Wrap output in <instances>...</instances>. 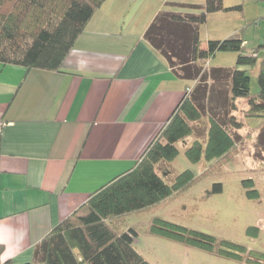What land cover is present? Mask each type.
<instances>
[{
	"label": "crops",
	"instance_id": "0c3cea01",
	"mask_svg": "<svg viewBox=\"0 0 264 264\" xmlns=\"http://www.w3.org/2000/svg\"><path fill=\"white\" fill-rule=\"evenodd\" d=\"M201 4L108 0L61 72L0 64V261L41 264L37 245L142 160L193 85L144 36L161 12ZM216 27L215 41L231 36Z\"/></svg>",
	"mask_w": 264,
	"mask_h": 264
},
{
	"label": "trees",
	"instance_id": "16d2710c",
	"mask_svg": "<svg viewBox=\"0 0 264 264\" xmlns=\"http://www.w3.org/2000/svg\"><path fill=\"white\" fill-rule=\"evenodd\" d=\"M106 1L0 0V64L21 66L29 71L61 72L79 37ZM200 1L203 4L180 6L197 10L198 14L161 12L144 36L177 76L194 83L193 95L184 96L168 125L135 168L93 194L85 205L37 245L34 262L150 264L135 247L137 232L129 229L119 233L111 220L156 207L185 192L199 180L188 170L179 175L173 185H168L159 173L162 164L170 163L179 156L177 143L194 134L191 123L200 121L206 115L210 118L211 127L206 148L197 140L186 152L188 159L196 164L205 157L215 167L239 154L237 146L242 137L237 132L246 123L239 121L234 114L238 110L237 101L247 107L244 109L245 120L261 119L260 128H264V45L252 50L251 55H248L241 38L212 40L206 50L201 48L200 29L206 25L208 17L233 11L242 13L244 4L227 8L224 0ZM218 53L237 54L236 67L207 69L209 61ZM255 68H258L259 91L252 93L249 73ZM210 81L219 88L210 86ZM210 102L228 106L227 114L222 118L207 112ZM163 173L167 176L169 171ZM246 188L253 189L254 182L248 180ZM222 190V185L218 184L213 192L221 193ZM248 194L252 199L260 197L256 190ZM151 233L208 252H213L218 244V240L210 235L158 218L151 226ZM220 247L221 255L228 258L242 261L248 254L245 247L228 241L220 242ZM248 256V262L263 264L260 258L264 255L250 252Z\"/></svg>",
	"mask_w": 264,
	"mask_h": 264
},
{
	"label": "rangeland",
	"instance_id": "374dc122",
	"mask_svg": "<svg viewBox=\"0 0 264 264\" xmlns=\"http://www.w3.org/2000/svg\"><path fill=\"white\" fill-rule=\"evenodd\" d=\"M165 1L201 3L200 0H163ZM248 1L239 2L238 5L244 4L242 13L233 11L210 15L209 22L200 29L201 48H206L209 40H215L212 37L217 35L216 25L221 23L229 25L232 33L223 40L236 35L248 41L249 51L263 46L264 2L248 4ZM225 3L231 7L237 5L238 0H226ZM236 62L234 53H218L212 58L211 67L235 68ZM257 73L258 68L250 70L249 73L252 93L259 91ZM192 84L194 87V83ZM210 86L217 85L210 81ZM237 102L238 110L234 114L239 121L246 123L245 127L237 132L242 137L237 146L238 155L219 167H215L213 162L209 163L205 157L196 164L188 159L186 152L197 140L206 148L211 123L209 116H203L200 121L191 123L194 134L177 143L179 156L170 163L162 164L159 169L168 185H173L177 177L188 170L199 180L188 190L169 198L160 206L111 220V224L119 233L129 229L137 232L135 247L150 264H252L247 261L250 252L264 255V129L260 128L261 119L245 120L244 109L247 107L245 103ZM228 108L210 102L207 112L223 118ZM248 134L251 136L248 137ZM165 171H169L167 176L163 173ZM206 172L208 174L202 177ZM248 180L254 182L253 189L246 188ZM218 184L222 185L223 190L221 193H214L215 185ZM251 190L258 191L260 197L250 198L248 193ZM157 218L210 235L218 240V244L213 252H208L155 236L151 233V226ZM222 241L245 247L248 251L245 259L240 261L221 255ZM260 262L264 264V258H260Z\"/></svg>",
	"mask_w": 264,
	"mask_h": 264
},
{
	"label": "built area",
	"instance_id": "2783aa9c",
	"mask_svg": "<svg viewBox=\"0 0 264 264\" xmlns=\"http://www.w3.org/2000/svg\"><path fill=\"white\" fill-rule=\"evenodd\" d=\"M208 66V65H207ZM193 86L192 87H190V88H188L187 90H186V97L187 96H190L191 94H192V92H193ZM4 127V123L3 122H0V136H1V134H2V128ZM0 264H6L5 262H2V261H0Z\"/></svg>",
	"mask_w": 264,
	"mask_h": 264
}]
</instances>
